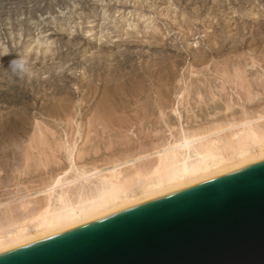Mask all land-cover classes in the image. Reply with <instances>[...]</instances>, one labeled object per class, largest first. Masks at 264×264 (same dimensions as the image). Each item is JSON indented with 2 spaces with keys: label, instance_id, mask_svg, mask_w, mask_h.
Wrapping results in <instances>:
<instances>
[{
  "label": "rangeland",
  "instance_id": "374dc122",
  "mask_svg": "<svg viewBox=\"0 0 264 264\" xmlns=\"http://www.w3.org/2000/svg\"><path fill=\"white\" fill-rule=\"evenodd\" d=\"M241 132L264 136V0H0V213Z\"/></svg>",
  "mask_w": 264,
  "mask_h": 264
},
{
  "label": "water",
  "instance_id": "95a60500",
  "mask_svg": "<svg viewBox=\"0 0 264 264\" xmlns=\"http://www.w3.org/2000/svg\"><path fill=\"white\" fill-rule=\"evenodd\" d=\"M0 264H264V161L0 254Z\"/></svg>",
  "mask_w": 264,
  "mask_h": 264
},
{
  "label": "bare ground",
  "instance_id": "6f19581e",
  "mask_svg": "<svg viewBox=\"0 0 264 264\" xmlns=\"http://www.w3.org/2000/svg\"><path fill=\"white\" fill-rule=\"evenodd\" d=\"M241 134L233 143L201 144L195 155L177 153L170 163L161 161L152 174L116 168L105 186L77 204L60 199L58 207L48 204L36 214L32 203H7L0 213V254L264 161V136Z\"/></svg>",
  "mask_w": 264,
  "mask_h": 264
},
{
  "label": "clouds",
  "instance_id": "9594fccd",
  "mask_svg": "<svg viewBox=\"0 0 264 264\" xmlns=\"http://www.w3.org/2000/svg\"><path fill=\"white\" fill-rule=\"evenodd\" d=\"M25 66V61L21 59H13L9 62V68L13 71H23Z\"/></svg>",
  "mask_w": 264,
  "mask_h": 264
}]
</instances>
